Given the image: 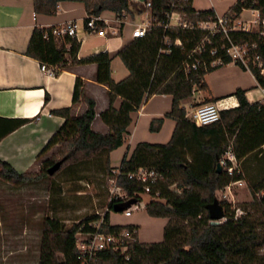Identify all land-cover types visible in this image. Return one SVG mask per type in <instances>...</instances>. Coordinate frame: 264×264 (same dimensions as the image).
I'll return each mask as SVG.
<instances>
[{
	"label": "trees",
	"instance_id": "16d2710c",
	"mask_svg": "<svg viewBox=\"0 0 264 264\" xmlns=\"http://www.w3.org/2000/svg\"><path fill=\"white\" fill-rule=\"evenodd\" d=\"M65 1L84 5L87 13L84 25L88 17H99L103 12H111L122 20L121 14L128 12L130 7V0H32V8L37 14L52 15L58 4ZM145 2L150 3L145 11L149 13L153 26L144 37L131 39L114 56L100 52L77 59L80 42L68 39L59 42L50 36V28L33 29L25 51L28 57L40 64L60 68L66 67L68 62L71 65L95 64V82L107 88L109 103L99 115L108 132H95L92 123L96 116V103L85 95L84 84L77 78L71 106L52 111L64 122L40 156L57 147V162H61L59 172L65 167L105 155V170L124 194V198L114 200L113 205L127 204V208L139 201L137 194L143 192L144 186L128 175L141 168L157 174L149 186V193L158 194L172 209L164 227L163 241L141 243L136 232L132 235L134 241H127L124 254L111 249L103 251L97 264H264V253H259L262 249L264 251V177L251 186V201L238 206L242 211L240 215L236 216L224 201L220 203L226 218L223 224L212 223L206 211V205L213 202L217 191L243 180L239 169L232 175L225 169L216 171L226 151L231 150L238 165L252 154L262 155L264 152V100L249 103L246 90L237 89L227 97H235L238 106L221 112L219 122L206 126L191 122L186 117L184 106L194 92L208 90L205 82L208 73L232 63L221 49L222 46L227 47L229 41L234 45L246 44L249 72L257 86L264 88V42L254 32L229 30L226 38L220 31L210 34L197 28L198 22L209 18L215 20L217 16L211 9L195 10L193 0ZM245 10H257L264 18V0H236L223 15L229 28ZM172 12L179 13L189 27L164 29L167 15ZM98 26L105 28L103 22ZM46 34L49 35L47 38ZM177 40L180 45L176 44ZM68 42L71 46L66 52L64 44ZM213 49H217L215 55L211 54ZM256 56L259 62H252ZM114 57H118L128 71V76L120 81L111 77L110 65ZM216 60L220 63L212 65ZM235 65L247 71L240 63ZM153 95L170 96L171 107L162 117L150 121L149 131L158 132L164 119H171L175 121L171 138L165 144L137 143L131 155L124 156L115 171L110 167L109 153L123 145L131 113ZM117 98L121 103L115 108ZM82 102L86 105L85 111L72 116V109ZM12 122L9 131L21 127L28 120ZM55 163L54 158L44 160L38 172L18 173L10 165L0 162V178L17 186L36 184L51 178L47 169ZM108 215L109 211L103 215L93 214L70 226L53 218H44L38 264H80L75 249L77 234L93 233L94 224L100 220L101 232L117 234L121 231L108 224Z\"/></svg>",
	"mask_w": 264,
	"mask_h": 264
},
{
	"label": "crops",
	"instance_id": "0c3cea01",
	"mask_svg": "<svg viewBox=\"0 0 264 264\" xmlns=\"http://www.w3.org/2000/svg\"><path fill=\"white\" fill-rule=\"evenodd\" d=\"M138 1L130 0L129 11L126 12V18L122 19L123 23L113 13L114 19L104 16L105 12L99 16L105 24L104 37L79 33L82 41L77 59H84L100 52L114 56L126 45L131 40V35L124 37L121 25L127 23L133 28L132 22L135 18L143 15L142 10L137 7ZM209 1L210 9L216 16L222 17L228 11L220 15L212 1ZM193 3L194 0L192 6L195 10H203L196 9ZM86 17L84 5L78 2H60L54 14L41 15L33 11L32 0H0V162L10 165L18 173L35 172L45 160H42L44 155L40 156V153L64 122L62 117L53 115L52 111L71 106L77 78L84 84L85 95L94 99L96 103L92 129L101 134L108 132V128L99 117L109 106L107 88L95 82V64L71 65L68 62L66 67L58 69L56 75L50 77L40 70L39 61L25 54L33 29H49L71 21L81 27ZM110 66L114 81H120L128 76V71L118 57L112 59ZM246 77L250 79L249 83ZM205 82L208 90L194 92L192 98L184 102L185 108L226 98L237 89L246 90L249 103L264 100V88L257 86L254 76L249 71H243L233 62L208 73ZM120 103L121 99L117 98L114 107L118 108ZM170 107V96L153 95L136 112L131 113L128 134L123 145L117 148H127L123 157H129L136 144L144 142L135 139L142 135L140 127L145 126L149 129L150 121L162 117ZM85 109L86 105L82 102L79 107L72 109L71 114L79 116ZM16 119H26L28 122L9 131L13 126L12 121ZM174 127L175 121L166 118L159 131L154 133L157 136L161 131H165L164 136L167 135L170 140ZM116 150L109 153V163L112 153ZM110 167L113 168L111 165ZM129 227H135L138 231L136 225Z\"/></svg>",
	"mask_w": 264,
	"mask_h": 264
},
{
	"label": "rangeland",
	"instance_id": "374dc122",
	"mask_svg": "<svg viewBox=\"0 0 264 264\" xmlns=\"http://www.w3.org/2000/svg\"><path fill=\"white\" fill-rule=\"evenodd\" d=\"M211 1L216 11L223 15L236 0ZM144 2L145 0L137 2V7L142 10L143 15L136 17L133 24L144 22ZM193 5L200 10L211 8L209 0H194ZM104 16L114 19V15L110 12H105ZM253 19L255 16L252 12L245 11L236 22H232V25H236L237 22L248 23ZM121 28L124 37L131 35L132 26L126 23L122 24ZM246 78L249 83L250 79ZM139 131L142 135L135 138L136 140L160 144H165L169 140L167 135L164 136L165 131H161L157 136L145 126H141ZM57 149V147L52 148L44 154L42 160L54 158L57 162L59 160ZM126 151L127 148L122 147L112 153L110 165L115 171ZM104 163L105 155L101 154L89 162L65 167L51 178L36 184L17 186L0 178V264H38L43 220L47 217L70 226L87 216L103 215L108 209V224L111 227L121 229L136 225L139 242L163 241L164 227L172 215L170 205L165 200L158 199L148 204V211L131 209L129 217L124 216L123 211L114 212L111 209L113 201L116 197L122 196L123 192L115 189L112 182L115 179L108 176ZM39 169L40 167L32 173L38 172ZM238 169L243 184L230 185L229 189L224 188L216 192V199L220 203L224 201L229 204L236 216L242 212L238 206L251 201V186L264 177V152L262 155L252 154L238 165ZM174 188L172 186V189ZM143 200L146 203L149 199L144 197ZM127 206V204L122 205L124 209ZM225 221L226 218L219 224ZM259 253H264L263 249Z\"/></svg>",
	"mask_w": 264,
	"mask_h": 264
},
{
	"label": "built area",
	"instance_id": "2783aa9c",
	"mask_svg": "<svg viewBox=\"0 0 264 264\" xmlns=\"http://www.w3.org/2000/svg\"><path fill=\"white\" fill-rule=\"evenodd\" d=\"M145 9L150 7L149 2H144ZM255 16V19L249 21L248 23L237 22L236 25L228 26V22L226 18L218 17L215 20H211L210 18L197 23V28L207 31L210 34H215L216 32H222L226 38L229 30L234 31H243V32H254L258 35V38L264 42V18L261 17L259 11L257 10H249ZM122 19L126 18V12L121 14ZM168 21L163 25L164 29L179 27L188 28L189 24L184 22L181 15L177 12H172L167 15ZM237 20V19H236ZM235 20V22H236ZM121 23L124 20H119ZM104 22L99 17L92 16L88 17L86 24L83 26H79L76 22H66L64 24L55 26L50 28V36L53 37L56 41L63 42L64 40H76L77 42H81L82 40L79 38L78 34L83 33L84 35H96L100 37H104L106 32L104 29L99 28V23ZM160 26L161 24H156ZM153 23L149 16V13L145 11L144 22L133 24V29L131 32V39L141 38L146 35V33L151 29ZM255 29V30H254ZM49 35L46 34L45 38ZM228 40V39H227ZM177 45H180V42L176 41ZM70 42L64 44V48L66 52L70 49ZM221 49L225 51V54L229 56L233 63H240L247 71H249V55L246 44L234 45L230 43L229 45L222 46ZM217 53V49H213L211 51L212 55ZM252 62H259V57H254ZM220 60H216L212 62V65L219 64ZM260 65V63H258ZM59 66H47L45 64H40V70L46 75L53 77L56 75ZM264 72V69L262 70ZM238 106V102L236 99L231 97L222 98L213 102L203 103L201 105L195 107H188L186 109V117L196 124L197 126H206L210 124H214L220 121L221 112L227 111L230 109H234ZM219 165L222 169H225L229 175H232L234 171H238V163L231 152L230 149L226 151L224 156L219 160ZM229 164V165H228ZM114 175H117V172H113ZM130 179L135 178L137 181L144 184L143 192L137 194L139 201L128 207L123 211L124 216L129 217L131 215V209H144L147 210L148 204L155 202V200H162L158 194L151 195L149 193V186L155 178L157 174L153 170H149L146 168L139 169L136 173L128 175ZM115 189L122 192L121 188L117 186L116 180H112ZM243 184L242 181L234 182L230 185L241 186ZM229 186L226 188L229 189ZM146 197L149 199L146 203H144L143 199ZM124 194L122 196L116 197L115 200L123 199ZM113 205L111 206L112 209ZM109 210L107 209L106 212ZM102 225V220L96 222L94 224L95 231L91 234H83L79 233L76 235L75 240V249L78 254V260L80 264H97L100 253L106 250L118 251L121 254H124L127 250L126 243L127 241H134V237L132 236L137 232L135 227H127L121 228V231L117 234L113 233H104L100 231V227Z\"/></svg>",
	"mask_w": 264,
	"mask_h": 264
},
{
	"label": "water",
	"instance_id": "95a60500",
	"mask_svg": "<svg viewBox=\"0 0 264 264\" xmlns=\"http://www.w3.org/2000/svg\"><path fill=\"white\" fill-rule=\"evenodd\" d=\"M60 166H61V162H56L50 168L47 169V174L49 176H52L53 174H55L60 169ZM216 171L217 172L222 171V168L219 165V163L217 164ZM112 209L114 212H121V211L125 210L120 205H113ZM206 211L208 214V218L212 223L219 224V222L225 218L224 209H223L222 205L220 204V202L216 198L213 200V202L206 205Z\"/></svg>",
	"mask_w": 264,
	"mask_h": 264
}]
</instances>
